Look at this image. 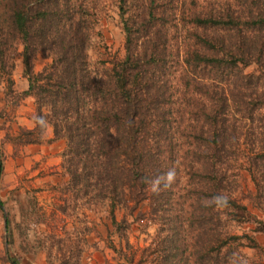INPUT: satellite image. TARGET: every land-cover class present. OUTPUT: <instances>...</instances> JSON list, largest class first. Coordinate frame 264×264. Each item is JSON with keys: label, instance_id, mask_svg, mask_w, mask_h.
I'll list each match as a JSON object with an SVG mask.
<instances>
[{"label": "trees", "instance_id": "16d2710c", "mask_svg": "<svg viewBox=\"0 0 264 264\" xmlns=\"http://www.w3.org/2000/svg\"><path fill=\"white\" fill-rule=\"evenodd\" d=\"M115 2L125 54L93 71L103 0H0V82L13 83L7 55L20 44L22 97L36 105L24 144L47 126L65 139L74 209H105L121 262L249 264L242 251H261L264 222L236 194L243 172L256 192L264 184V0ZM40 53L50 63L34 72ZM120 208L133 222L117 219ZM132 223L156 227L145 246L127 240ZM53 236L58 264H81L71 234Z\"/></svg>", "mask_w": 264, "mask_h": 264}, {"label": "rangeland", "instance_id": "374dc122", "mask_svg": "<svg viewBox=\"0 0 264 264\" xmlns=\"http://www.w3.org/2000/svg\"><path fill=\"white\" fill-rule=\"evenodd\" d=\"M98 19L87 49L93 71L104 68L100 61L122 59L125 54V35L115 0H103ZM21 52L22 46L18 44L7 55L13 67L10 77L13 83L0 82V158L3 164L0 176V264H11V261L17 264H58L60 256L50 237L59 238L69 233L67 244L70 248H83L81 264H125L107 247L109 220L105 209L97 212L83 209L84 218L74 209L76 201L69 192L68 177L61 168L65 139H55L51 127L47 126L39 143L24 144L23 133L35 129L36 105L33 98L22 97L28 83L23 75ZM48 63L50 58L47 55L38 54L33 62L34 72H40ZM247 71L250 72L251 68ZM238 182L237 198L264 222V184H261L263 189L256 192L244 172ZM148 209L147 202L139 206L140 212ZM116 217L133 222L123 208L116 211ZM94 226L97 233L93 231ZM155 230L150 223H132L127 240L132 246L143 247ZM233 231L235 234L242 232L235 227ZM255 238L261 251L245 249L242 252L249 264H264V234H257ZM112 240L118 247L117 236ZM122 246H125L124 242Z\"/></svg>", "mask_w": 264, "mask_h": 264}]
</instances>
